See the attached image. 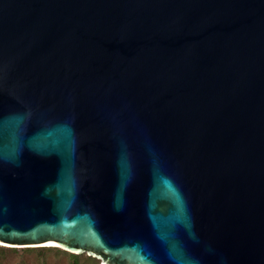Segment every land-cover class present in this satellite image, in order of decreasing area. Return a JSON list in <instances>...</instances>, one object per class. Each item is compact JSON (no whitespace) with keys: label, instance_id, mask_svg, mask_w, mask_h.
I'll use <instances>...</instances> for the list:
<instances>
[{"label":"water","instance_id":"1","mask_svg":"<svg viewBox=\"0 0 264 264\" xmlns=\"http://www.w3.org/2000/svg\"><path fill=\"white\" fill-rule=\"evenodd\" d=\"M0 245L264 264V0H0Z\"/></svg>","mask_w":264,"mask_h":264},{"label":"trees","instance_id":"2","mask_svg":"<svg viewBox=\"0 0 264 264\" xmlns=\"http://www.w3.org/2000/svg\"><path fill=\"white\" fill-rule=\"evenodd\" d=\"M0 264H101L87 254H74L58 247L10 248L0 246Z\"/></svg>","mask_w":264,"mask_h":264},{"label":"snow or ice","instance_id":"3","mask_svg":"<svg viewBox=\"0 0 264 264\" xmlns=\"http://www.w3.org/2000/svg\"><path fill=\"white\" fill-rule=\"evenodd\" d=\"M179 264H193L192 261H186V260H180ZM196 264H198V262H196Z\"/></svg>","mask_w":264,"mask_h":264},{"label":"bare ground","instance_id":"4","mask_svg":"<svg viewBox=\"0 0 264 264\" xmlns=\"http://www.w3.org/2000/svg\"><path fill=\"white\" fill-rule=\"evenodd\" d=\"M48 246H55V245H48Z\"/></svg>","mask_w":264,"mask_h":264},{"label":"rangeland","instance_id":"5","mask_svg":"<svg viewBox=\"0 0 264 264\" xmlns=\"http://www.w3.org/2000/svg\"><path fill=\"white\" fill-rule=\"evenodd\" d=\"M0 246H2V245H0Z\"/></svg>","mask_w":264,"mask_h":264}]
</instances>
